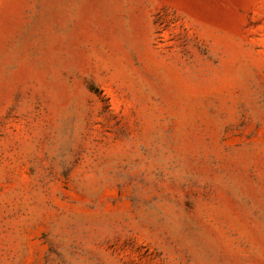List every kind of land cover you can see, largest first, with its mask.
Segmentation results:
<instances>
[{
    "label": "rangeland",
    "instance_id": "374dc122",
    "mask_svg": "<svg viewBox=\"0 0 264 264\" xmlns=\"http://www.w3.org/2000/svg\"><path fill=\"white\" fill-rule=\"evenodd\" d=\"M0 264H264V0H0Z\"/></svg>",
    "mask_w": 264,
    "mask_h": 264
}]
</instances>
